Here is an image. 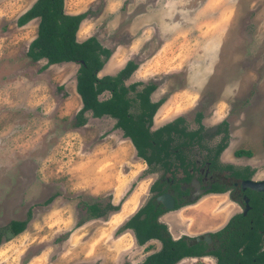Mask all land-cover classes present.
<instances>
[{"label": "rangeland", "instance_id": "1", "mask_svg": "<svg viewBox=\"0 0 264 264\" xmlns=\"http://www.w3.org/2000/svg\"><path fill=\"white\" fill-rule=\"evenodd\" d=\"M33 1L0 0V230L31 212L23 233L5 231L0 264H140L158 245H144L142 252L133 233L122 228L145 204L156 177L114 119L87 113V124L74 127L82 108L79 66H49L27 56L38 22L19 27L17 21ZM66 5L89 12L80 36H95L112 51L101 77L135 61L138 68L126 84L156 86L152 100L162 105L153 130L178 118L189 130L202 125L206 146L226 140L223 164L264 174V0ZM109 198L121 205L118 212L77 227L87 204ZM216 204L204 200L163 222L174 238L207 229L214 226Z\"/></svg>", "mask_w": 264, "mask_h": 264}, {"label": "trees", "instance_id": "2", "mask_svg": "<svg viewBox=\"0 0 264 264\" xmlns=\"http://www.w3.org/2000/svg\"><path fill=\"white\" fill-rule=\"evenodd\" d=\"M88 16L89 12L67 14L65 0H37L17 21V25L23 27L32 20L39 19L37 36L31 42L27 53L33 62L45 59L49 66L64 63L79 66L76 91L81 98L82 108L75 117L74 127L87 124V113H91L94 118L114 119L115 128L121 130L124 138L132 142L137 156L149 165L150 173L156 171L155 163L162 153L170 157L182 156L181 149L189 141L203 147V126L200 125L199 130L188 132L183 118L153 130L154 118L162 102L152 100L155 85L126 84L138 68L135 61H128L115 75L100 76V72L112 57V51L104 47L95 36L78 41L77 33ZM105 93L109 97L101 99ZM221 125L227 132V124L224 122ZM226 147V140L214 147L216 155H221ZM236 154L252 156L249 151H238ZM152 190L156 191V188L153 187ZM153 205V201H150L143 207V212L137 211L125 222L122 229L134 230L139 246H144L152 238L163 242L162 249L148 256L143 264H176L189 255L188 248L182 241L172 238L165 223L155 219ZM86 209L87 216L77 223V227L90 220L105 219L110 213L118 212L121 205L114 204L113 199L109 198L106 202L95 200L87 204ZM30 219L31 212L25 220L11 221L6 228L1 229L0 245L4 239H8L4 238L5 231L17 236L27 229Z\"/></svg>", "mask_w": 264, "mask_h": 264}, {"label": "flooded vegetation", "instance_id": "3", "mask_svg": "<svg viewBox=\"0 0 264 264\" xmlns=\"http://www.w3.org/2000/svg\"><path fill=\"white\" fill-rule=\"evenodd\" d=\"M184 127L188 132L195 131L189 130L185 123ZM181 151L182 156L178 157L161 154L155 163L156 171L149 172L156 177L150 186L149 198L139 209L143 212V207L153 201L155 219L164 223L171 214L187 207L195 208L204 200L218 202L214 226H207V229H188L174 238L165 223L172 238L182 241L189 251V255L176 264L186 259L189 264H264V174L246 166H236L238 164H223L221 155H216L210 143L202 147L189 141ZM147 167L149 169L148 164ZM246 181L263 184L252 188L244 185ZM164 194L171 196L173 210L167 209L169 202L159 201ZM226 208L229 209L225 215L220 216L218 213ZM125 230L137 239L134 230ZM155 243L159 252L163 247L160 239L152 238L145 246ZM141 248L143 252V245ZM143 262L142 256L140 264Z\"/></svg>", "mask_w": 264, "mask_h": 264}, {"label": "crops", "instance_id": "4", "mask_svg": "<svg viewBox=\"0 0 264 264\" xmlns=\"http://www.w3.org/2000/svg\"><path fill=\"white\" fill-rule=\"evenodd\" d=\"M37 0H34L33 1V4L36 2ZM33 4L30 6V7H28L25 11H24V13L27 11V10H29L32 6H33ZM65 9H67L65 12L67 13V14H70V15H77V14H82V13H77V12H74V10H73V8H67V5H66V0H65ZM86 20V19H85ZM84 20V21H85ZM34 21H37L38 23H37V30H38V24H39V19H34V20H32L31 22H29L27 25H29L30 23H33ZM84 21L82 22V24H81V26H80V29H79V31H78V33H77V38H78V41H80V42H82V41H84V40H86L87 38H89V37H83V36H80V34H81V31H82V27H83V25H84ZM27 25H25V26H27ZM37 36V35H36ZM110 60H113V58L111 59L110 58ZM109 60V61H110ZM109 61L107 62V63H109ZM64 64H73V63H64ZM57 65V64H56ZM105 67H106V65H105ZM105 67H104V69H105ZM104 69L100 72V75L102 74V72L104 71ZM82 102V101H81Z\"/></svg>", "mask_w": 264, "mask_h": 264}, {"label": "water", "instance_id": "5", "mask_svg": "<svg viewBox=\"0 0 264 264\" xmlns=\"http://www.w3.org/2000/svg\"><path fill=\"white\" fill-rule=\"evenodd\" d=\"M263 183H259L256 181H246L244 182V185L255 188V187H259L260 185H262ZM167 201L169 202L168 204H166L167 209L169 210H173L174 209V203L173 200L171 198V196L169 194H164L161 197H159V201Z\"/></svg>", "mask_w": 264, "mask_h": 264}, {"label": "bare ground", "instance_id": "6", "mask_svg": "<svg viewBox=\"0 0 264 264\" xmlns=\"http://www.w3.org/2000/svg\"><path fill=\"white\" fill-rule=\"evenodd\" d=\"M29 6V5H28ZM27 8V7H26ZM30 33V32H29ZM70 75V74H69ZM70 78V77H69ZM75 86V85H74ZM74 88V87H73ZM72 92V91H71ZM77 92V91H76ZM74 94H75V92H74ZM78 95V94H77ZM72 96V95H71ZM73 97V96H72ZM75 97V96H74ZM79 100H80V98H79ZM78 104V103H77ZM129 146V145H128ZM128 155L129 156H131V151L129 150V152H128ZM132 210H133V208L131 209H129V210H127V212H125V214L127 215V214H131L132 213ZM208 222V221H207Z\"/></svg>", "mask_w": 264, "mask_h": 264}]
</instances>
